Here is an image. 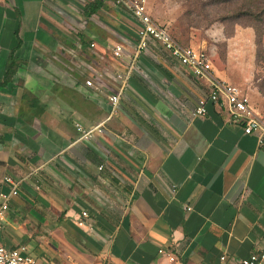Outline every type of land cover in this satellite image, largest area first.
Wrapping results in <instances>:
<instances>
[{
    "label": "crops",
    "instance_id": "0c3cea01",
    "mask_svg": "<svg viewBox=\"0 0 264 264\" xmlns=\"http://www.w3.org/2000/svg\"><path fill=\"white\" fill-rule=\"evenodd\" d=\"M95 1L101 6L86 13ZM148 1L167 27L183 11L158 0L159 15ZM248 28L226 37L214 23L190 28L189 40L199 38L215 75L264 114L254 53L250 71L233 68ZM137 30L115 0H0V192L9 189L4 176L19 181L0 244L25 245L38 264H241L264 250V142L222 104L207 101L206 113L193 115L207 83L153 41L121 89L115 74L126 72ZM11 55L17 66L5 80ZM75 122H104L103 131L82 140Z\"/></svg>",
    "mask_w": 264,
    "mask_h": 264
},
{
    "label": "built area",
    "instance_id": "2783aa9c",
    "mask_svg": "<svg viewBox=\"0 0 264 264\" xmlns=\"http://www.w3.org/2000/svg\"><path fill=\"white\" fill-rule=\"evenodd\" d=\"M116 3L126 8L138 21L137 42L132 51L126 72L117 71L115 77L120 80V88L126 86L130 73L138 55L145 50L150 41L160 45L169 53L171 58L180 65L190 70L191 74L207 83L208 93L198 98L193 115L206 113L207 101L219 103L226 107L231 121L241 125L245 134L257 136L258 142H264V114L253 110L248 95L238 86L231 84L218 76L213 71L212 61L208 50L204 47L182 44L176 40L165 26L155 21L147 11V0H115ZM95 43H90L94 47ZM123 47L116 44L113 49L114 58L122 56ZM87 87L92 86L90 79L85 80ZM110 107L107 119L117 110L119 92L108 95ZM104 122L95 126L85 127L80 122L74 123V128L79 134V139L88 140L94 133L103 131ZM3 181L9 184V189L0 192V228L2 227L10 200L19 193V181L10 176H4ZM190 209V208H188ZM85 216L86 212H82ZM81 224V222H79ZM173 260V256H170ZM224 256L221 257V260ZM241 264H264V250L253 252L241 259ZM0 264H38L37 260L27 251L25 245L6 247L0 244Z\"/></svg>",
    "mask_w": 264,
    "mask_h": 264
},
{
    "label": "trees",
    "instance_id": "16d2710c",
    "mask_svg": "<svg viewBox=\"0 0 264 264\" xmlns=\"http://www.w3.org/2000/svg\"><path fill=\"white\" fill-rule=\"evenodd\" d=\"M185 8L178 17L187 29L196 28L202 33L214 23H221L226 37L232 36L237 26L250 27L253 30L255 47V62L264 59V0H183ZM101 1L91 2L86 7V13L95 12ZM176 40L178 38L169 32ZM181 42L180 40H178ZM182 44H185L181 42ZM190 45V44H187ZM221 60L225 58V42L217 44ZM17 60L11 55L7 63L5 80H10L15 72ZM253 77V83L259 93L264 96V78Z\"/></svg>",
    "mask_w": 264,
    "mask_h": 264
},
{
    "label": "rangeland",
    "instance_id": "374dc122",
    "mask_svg": "<svg viewBox=\"0 0 264 264\" xmlns=\"http://www.w3.org/2000/svg\"><path fill=\"white\" fill-rule=\"evenodd\" d=\"M165 2H166L167 7L170 6V7L176 8L178 6V8L179 7H181L182 9L185 8L184 7L185 3L183 0H165ZM158 3H159L158 0H149L148 1L149 7L153 6L154 9L156 10L157 14L161 15L162 11L158 7L159 6ZM113 15H108V17H107L108 23L111 25V27L117 28V27H119V22L117 21L115 15L114 16ZM130 19H131V17H130ZM130 19H127L125 17L120 18L121 22H127L128 25L130 24V21L132 20V19L131 20ZM159 21L162 22L161 20H159ZM160 24H162V23H160ZM170 24L171 25H169L168 27L166 26V23H163L162 25L165 26L167 28V30L169 32H171L173 35H175L178 38V40H180L181 42H183L185 44H190V45L192 44L189 40V39H191L189 36V30L187 29V27L183 23H181L179 21L178 18L175 19L174 21H172ZM114 26H117V27H114ZM111 27L107 26L106 29L108 30V32L110 34L113 35L112 32L114 30ZM246 32H248V37L242 35V33L240 34L241 39L239 42H240V47H241V53L239 55L238 60L235 61L233 64L235 66V67L233 66V68L234 69L237 68L239 70V72H241V73L250 71V64L253 61V53L255 52V48L257 50V46L255 47L254 42H252V30L250 28H248ZM202 36H203V34L200 35L199 37H202ZM116 38H117V36H114L112 39L116 40ZM194 40L197 42L199 40V38L198 39L196 38ZM195 43L192 44V46H195L196 45ZM262 50L264 51V47H262ZM234 51L237 52V49L235 48ZM263 55H264V53H263ZM211 61H212V59H211ZM259 61L260 62H258V63L255 62V64H254V66H255L254 67V76H258L262 80V78H264V59L260 58ZM260 79H259V82H261Z\"/></svg>",
    "mask_w": 264,
    "mask_h": 264
}]
</instances>
